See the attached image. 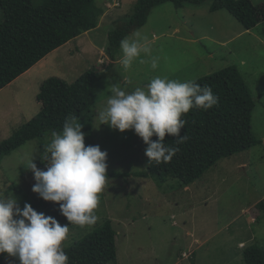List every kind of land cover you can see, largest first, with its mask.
<instances>
[{
  "label": "rangeland",
  "instance_id": "obj_1",
  "mask_svg": "<svg viewBox=\"0 0 264 264\" xmlns=\"http://www.w3.org/2000/svg\"><path fill=\"white\" fill-rule=\"evenodd\" d=\"M252 1L264 4V0ZM40 2L35 0L36 4ZM100 2L112 4H101L104 12L128 15L136 0ZM210 3L187 2L176 8L166 2L155 7L147 23L134 32L149 38L152 55L160 58L159 67L152 70L150 64L136 61L125 71L120 64V49L115 73L96 83L90 137L91 144L108 154V180L100 194L95 225L70 224L60 214L58 204L44 201L32 191L35 180L30 162L33 159L40 170L46 166L42 160L44 145L40 144L43 139L31 140L0 158V191L14 196L21 209L28 203L62 226L68 224L64 248L91 234L105 219H111L116 230L117 259L108 264H245L243 249L254 243L264 244V209L259 206L264 200V20L246 30L229 10L211 11ZM117 4L126 10L121 6L114 12L112 7ZM99 33V54H91L86 45V53L74 49L73 56H69L65 47V53L49 54L29 74L0 89V142L37 114L40 103L36 96L45 79L58 76L72 82L90 64L97 70L105 67L106 28ZM92 56H98L99 61ZM231 65L240 69L252 91L256 102L252 128L263 143L222 158L189 186H183L175 177L158 183L151 177L137 176L136 171L148 170L147 145L134 130H113L98 118L110 95L108 85L119 83L130 92L145 87L155 76L197 81ZM51 139L49 133L46 146ZM114 172L121 175L112 176ZM4 264L20 262L7 254Z\"/></svg>",
  "mask_w": 264,
  "mask_h": 264
},
{
  "label": "trees",
  "instance_id": "obj_2",
  "mask_svg": "<svg viewBox=\"0 0 264 264\" xmlns=\"http://www.w3.org/2000/svg\"><path fill=\"white\" fill-rule=\"evenodd\" d=\"M99 1L102 0H42L36 4L35 0H0L3 12L0 22V89L69 41L96 28L104 13ZM208 1L211 2V11L226 8L246 30L264 20V4L256 5L252 0H136L132 12L116 20L108 32L106 52L110 61L105 67L85 69L72 82L58 76L45 79L36 96L40 103L37 114L0 142V158L37 138L43 139L40 144L44 145L45 152L46 136L53 130L62 132L68 116L76 117L85 133V143L93 145L90 133L96 107L95 85L115 73L113 68L120 41L143 27L152 10L162 3L171 2L176 8H182L187 2ZM195 82L211 86L219 97L218 103L207 111L190 109L182 116L187 123L180 135L187 134L189 139L176 145L177 137L166 135L164 143L179 147V151L169 163L157 165L153 162L147 171H136L137 176L151 177L158 183L175 177L183 186H189L222 158L263 143L252 128L255 99L236 65L205 75ZM151 139L156 141L158 137L154 135ZM259 206L264 209V200ZM115 235L111 219H105L91 234L64 248L69 257L68 264L115 262ZM243 250L245 264H264V244H250ZM6 255L0 254V264H4Z\"/></svg>",
  "mask_w": 264,
  "mask_h": 264
},
{
  "label": "clouds",
  "instance_id": "obj_3",
  "mask_svg": "<svg viewBox=\"0 0 264 264\" xmlns=\"http://www.w3.org/2000/svg\"><path fill=\"white\" fill-rule=\"evenodd\" d=\"M120 49L125 71L136 61L150 64L152 70L159 67L160 58L152 55L149 38L139 31L124 37ZM108 89L106 107L98 113L101 124L120 132L134 130L147 145L148 165L169 163L179 151L164 143L166 135L177 137L176 145L189 139L187 134L180 135L187 123L182 116L190 109L207 111L219 101L207 84L166 76H155L145 87L130 92L119 83L109 84ZM154 135L156 141L151 139ZM51 137L42 155L46 170L38 169L33 159L30 162L35 180L32 191L44 201L58 204L70 224L91 227L99 220L96 210L108 180V154L99 145H85V133L75 116H68L62 132L53 130ZM68 234V224L62 226L28 203L21 209L14 196L0 191V254L16 257L20 264H68L64 250Z\"/></svg>",
  "mask_w": 264,
  "mask_h": 264
},
{
  "label": "crops",
  "instance_id": "obj_4",
  "mask_svg": "<svg viewBox=\"0 0 264 264\" xmlns=\"http://www.w3.org/2000/svg\"><path fill=\"white\" fill-rule=\"evenodd\" d=\"M101 4H104V5H106L107 4V6L108 7H111L112 6V4L111 3H107V2H100V5ZM101 6H103V5H101ZM119 7V6H118ZM112 9L114 10V12H115V10H116V6H113L112 7ZM111 9V10H112ZM123 10H126L124 7H123ZM110 10H106L102 15H101V17H100V21H99V23H98V25H97V27L96 28H94L93 30H89V31H86L84 34H82V35H80L79 37H77V38H75V39H73V40H71V41H69L67 44H65L64 46H62V47H60V48H58L57 50H55L53 53H57V52H61V53H65V51L63 50V48H68V50H69V53H67V55H69V56H73V53H72V51L74 50V49H78L77 51H79V53L81 52V53H86L85 52V50H86V48H85V46L87 45L88 47H89V50H90V52H91V54L92 53H94L95 52V55H97V54H99V52H101V51H99L100 49H99V46H98V44L99 43H97L98 41L96 40V38H97V35L98 34H96V33H99L100 32V30L102 29V28H106V36L108 35V32L110 31V29L112 28V25H114V23H115V21L116 20H118L120 17H123L124 16V13H115V15H113V13H111V12H109ZM100 34V33H99ZM104 42V41H103ZM74 44V45H73ZM103 44V43H102ZM71 46V47H70ZM72 46H74V47H72ZM103 46V45H102ZM106 47H107V44H106ZM92 48V49H91ZM99 49V50H98ZM98 50V51H97ZM105 50H106V48H105ZM104 53H105V51H104ZM49 56V55H48ZM48 56L46 57V58H44V59H42L40 62H38L36 65H34L31 69H29L28 71H26L24 74H22L20 77H22V76H24V75H27V74H29L30 72H31V70L34 68V67H37L38 65H40V64H42L43 62H45L46 60H47V58H48ZM90 56V55H89ZM105 57H104V60L103 61H105V60H107V62H109L108 61V56L105 54L104 55ZM92 58L94 59V58H96V60H98L99 61V59H98V56H96V57H94V56H92ZM92 59V60H93ZM96 64V63H95ZM91 65V64H90ZM90 65H89V68H90ZM73 70V69H72ZM19 77V78H20ZM28 78V77H27Z\"/></svg>",
  "mask_w": 264,
  "mask_h": 264
},
{
  "label": "built area",
  "instance_id": "obj_5",
  "mask_svg": "<svg viewBox=\"0 0 264 264\" xmlns=\"http://www.w3.org/2000/svg\"><path fill=\"white\" fill-rule=\"evenodd\" d=\"M117 5H119V4H117Z\"/></svg>",
  "mask_w": 264,
  "mask_h": 264
}]
</instances>
